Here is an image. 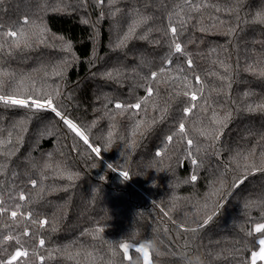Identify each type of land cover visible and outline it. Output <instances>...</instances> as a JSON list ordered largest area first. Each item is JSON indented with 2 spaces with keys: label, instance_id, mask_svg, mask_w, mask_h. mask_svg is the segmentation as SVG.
I'll list each match as a JSON object with an SVG mask.
<instances>
[{
  "label": "trees",
  "instance_id": "1",
  "mask_svg": "<svg viewBox=\"0 0 264 264\" xmlns=\"http://www.w3.org/2000/svg\"><path fill=\"white\" fill-rule=\"evenodd\" d=\"M0 97V264H253L264 0H0Z\"/></svg>",
  "mask_w": 264,
  "mask_h": 264
},
{
  "label": "snow or ice",
  "instance_id": "2",
  "mask_svg": "<svg viewBox=\"0 0 264 264\" xmlns=\"http://www.w3.org/2000/svg\"><path fill=\"white\" fill-rule=\"evenodd\" d=\"M25 23H27V21H25ZM171 31H172L173 34H175V33H176V28H175V27H172V28H171ZM9 35H11V36H15V35H17V33H16V32H12V33H9ZM175 50H176L177 53H179V52L182 51L181 45H180L179 43H176V44H175ZM189 66H191V61H189ZM152 77H153V78L156 77V73H155V72L152 73ZM197 79H198V78H197ZM151 94H152L151 89H149V95H151ZM186 94H187V93H186ZM196 98H197V97H196V95H194V94L191 96V99H192V100H196ZM0 100H3V102H4L5 104L12 103V104H14V105H19V106H22V107H28V106H29V103L35 105V107H36L37 109H40V108L44 107L43 104H41L39 101H37V100H35V99H32V100L29 102L28 100H25V99H13V100H9V99H6V98H4V97H0ZM47 104H48V106L51 108L52 112L55 113L56 116H60V115H61V113H60L55 107L52 106L53 102H52L51 100H48V101H47ZM116 107H117V108H121L122 105L117 104ZM133 107L139 109V108H140V105H139V104H135V105H133ZM189 111H190V109H185V112H189ZM64 123H65L70 129H72V131L76 132L77 135H79L82 139H84L85 143H87V139L83 136V133L79 132V130L76 128V125H75V124H73V123H72L71 121H69V120H65ZM181 130L183 131V125H181ZM188 143L191 144L192 142L189 140ZM122 175L124 176L125 179L128 178L127 173H122ZM193 179H195V177H193ZM33 186H35V182H33ZM20 199H25V197H24L23 195H21V196H20ZM12 215L15 216V212H13ZM44 223H46V221H44ZM261 227H264V225H262ZM40 243L43 244L44 242L41 240ZM124 248H125V250H127L128 245H124ZM137 251H144V249H143V247H141V248L137 249ZM26 255H27V253H24V252H17V253H16V256H26ZM144 255H145V258H147V255H148V254H147L146 251H144ZM13 258H15V257H13ZM9 264H11V262H9Z\"/></svg>",
  "mask_w": 264,
  "mask_h": 264
},
{
  "label": "rangeland",
  "instance_id": "3",
  "mask_svg": "<svg viewBox=\"0 0 264 264\" xmlns=\"http://www.w3.org/2000/svg\"><path fill=\"white\" fill-rule=\"evenodd\" d=\"M264 225V224H263ZM262 226V225H261ZM259 231V230H258ZM124 245H128V248H127V250H125V248H124ZM141 247H143V249H144V251H146L147 252V258H145V255H144V251H140V253L143 255V257H144V264H149V262H148V260H149V258H150V251H149V246L147 245V244H145V243H141V244H134V243H129V242H126V243H123V249H124V251H125V254L127 255V256H129L130 255V250L131 249H139V248H141ZM150 264H152V262L150 261Z\"/></svg>",
  "mask_w": 264,
  "mask_h": 264
},
{
  "label": "crops",
  "instance_id": "4",
  "mask_svg": "<svg viewBox=\"0 0 264 264\" xmlns=\"http://www.w3.org/2000/svg\"><path fill=\"white\" fill-rule=\"evenodd\" d=\"M263 228L264 227L258 226L257 230L260 231ZM143 259H144V257H143ZM263 259H264V237H262L260 239V249L257 252H255L254 255H253V264H256V262H258L259 260H263ZM150 261L152 262L151 257L148 260L149 264H150Z\"/></svg>",
  "mask_w": 264,
  "mask_h": 264
},
{
  "label": "water",
  "instance_id": "5",
  "mask_svg": "<svg viewBox=\"0 0 264 264\" xmlns=\"http://www.w3.org/2000/svg\"><path fill=\"white\" fill-rule=\"evenodd\" d=\"M185 166H186V164H185Z\"/></svg>",
  "mask_w": 264,
  "mask_h": 264
}]
</instances>
